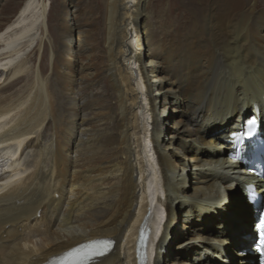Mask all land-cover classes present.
<instances>
[{"label": "bare ground", "instance_id": "6f19581e", "mask_svg": "<svg viewBox=\"0 0 264 264\" xmlns=\"http://www.w3.org/2000/svg\"><path fill=\"white\" fill-rule=\"evenodd\" d=\"M154 1L107 0L104 51L97 21L78 24L79 0L62 5L52 69L67 92L103 79L91 126L93 97L60 107L45 65L0 97V264H47L94 239L114 246L88 264H255L243 249L255 251L257 179L225 149L253 117L264 137V0H187L195 16L167 27H154ZM46 14L24 0L0 30V88L31 72L24 55L36 29L50 33Z\"/></svg>", "mask_w": 264, "mask_h": 264}, {"label": "rangeland", "instance_id": "374dc122", "mask_svg": "<svg viewBox=\"0 0 264 264\" xmlns=\"http://www.w3.org/2000/svg\"><path fill=\"white\" fill-rule=\"evenodd\" d=\"M152 1H154V0H152ZM23 2H24V0H0V30L3 29L6 26V24L14 17V15L17 13V11L19 10V8L23 4ZM44 2L47 6V14H46V18H45L46 21L45 22L47 23L46 25L49 28L48 32H50V33H47L45 28H44V30L42 29V31L39 29L35 30V31H37V35H38V36H36L37 37V40H36L37 45L35 47L33 46V48H30L28 51H26V49H28V48H25L26 53L24 55V59L25 60L28 59V61H30V63H31V65H30V63L27 62V65L31 66V72L29 73V72L25 71L21 75L22 79L20 81L16 80V81H12L10 83L7 81L3 82L4 86H3V88H0V97L10 96V95L20 91L21 89H23L25 86H27L26 81H28L31 78L32 74L37 73L38 69H41V65H45L46 71L43 72L44 76L46 77V75H47L50 81L53 80L55 82L54 83L52 81L51 86H52L53 92H55V94H59L58 97H59L60 107L64 106V100L61 98L62 95H66V96L70 97L71 99H74V97L79 98L80 97L79 95L82 94L80 97L81 103L88 100V98L93 97L91 99L93 102L92 106L90 109L87 110L88 112L86 114V120L88 121L89 126H91V123L95 122L94 115H96V110H97V106H94V103L96 104V101H97L96 98L97 97L102 98L103 93H104L103 88L106 84L103 81V79L101 78L96 83L95 82L91 83L94 85L87 83L86 87L83 90H81L80 92H78L77 88L73 89V92H67L66 90L61 88L59 86V84H56L58 82V79H57V76L53 73V69H52L53 68L52 53H54V51H55V53L58 54L59 50H60L61 39L59 37V29L58 28H59V26H61L63 24L62 18H64V16H65V11L62 10V5L64 4L65 0H44ZM79 2H80L81 7L85 11L84 12L85 15L81 16L80 19L78 20V24L80 23L79 26L87 27L89 22L92 19L93 20L95 19L94 21L95 22L97 21V25H98V34L96 35L97 39H96V42L94 44L98 45L99 50L104 51L106 49L105 48V46H106V44H105L106 43V40H105L106 22L102 21V20H105L104 11L107 8V0H79ZM150 4H149L148 11H149V14L151 12L150 18L152 19L154 27H160L161 24H162V26L166 25V27H167V26L171 25L172 20L177 18V17H181V18L184 17L183 20L186 21L187 17L192 18L195 16L188 9L187 0H155L154 2H151ZM160 16L162 19L164 18L163 23L158 22ZM87 21H88V23H87ZM167 24H169V25H167ZM43 36H44V38H43ZM40 40H41V42H40ZM39 42L42 43V45ZM38 44H39V46H38ZM40 46H41V48H40ZM38 48H40L41 51ZM78 48H80V47L78 46ZM87 49L88 48H85V51L82 54H85V55L88 54ZM77 51H79V50H77ZM9 76H12V74ZM5 77H6V72H0V79H4ZM58 87H60V88H58ZM2 89H4V90H2ZM108 92H110V90ZM104 95L107 96L108 94L104 93ZM85 98H87V99H85ZM70 106L72 108L75 107L74 104H71ZM70 115H71V111H70ZM75 117H76V115L73 116V118H75ZM85 123L86 122H84V125H85ZM167 124L170 125L171 122L167 121ZM168 134L170 135V133H168ZM50 137H51V132H47L45 141L50 140ZM181 142H182V140H180V143ZM203 147H205L207 149L210 148L208 146L202 145V148ZM30 153H31L30 158H28L29 156L26 155L28 158V159H26V160H28L26 162H32L31 159L33 158V156H32V152H30ZM72 156L74 157L75 154H73ZM24 158H25V156H24ZM1 162H3V158H0V163ZM238 163H239V161H238ZM7 165H6V167H7ZM239 165H241V164H239ZM6 167L1 166L0 170L4 171V170H6ZM241 167H243V165H241ZM217 179L222 180L221 177H217ZM239 188H241V187H238V189ZM240 196L243 199H244V197H246L245 193L243 191V188H241ZM235 197H236V199H234V201L238 199L236 195H235ZM218 228H219V226H218ZM170 235H171V233L169 232V236ZM249 236H250V234L248 233V238H249ZM191 243H193V241ZM198 243H201V241ZM230 262H231V260H230ZM230 262H228L227 264H229Z\"/></svg>", "mask_w": 264, "mask_h": 264}, {"label": "snow or ice", "instance_id": "6c2138e0", "mask_svg": "<svg viewBox=\"0 0 264 264\" xmlns=\"http://www.w3.org/2000/svg\"><path fill=\"white\" fill-rule=\"evenodd\" d=\"M259 228H260L261 233L264 234V221L260 222ZM98 243L104 244L105 245L104 251L107 250V248H106L107 242L106 241H100ZM261 244H262V246H264V240L261 241ZM78 251H79V249H74L73 252L67 253L66 256L71 257ZM99 254H102V253H99Z\"/></svg>", "mask_w": 264, "mask_h": 264}, {"label": "water", "instance_id": "95a60500", "mask_svg": "<svg viewBox=\"0 0 264 264\" xmlns=\"http://www.w3.org/2000/svg\"><path fill=\"white\" fill-rule=\"evenodd\" d=\"M254 261H255L256 264H260L259 263V256H254Z\"/></svg>", "mask_w": 264, "mask_h": 264}]
</instances>
